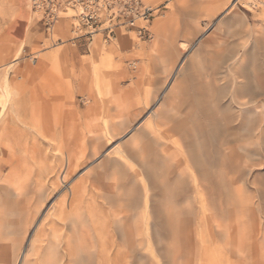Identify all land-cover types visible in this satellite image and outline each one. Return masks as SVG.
Listing matches in <instances>:
<instances>
[{
  "label": "rangeland",
  "instance_id": "1",
  "mask_svg": "<svg viewBox=\"0 0 264 264\" xmlns=\"http://www.w3.org/2000/svg\"><path fill=\"white\" fill-rule=\"evenodd\" d=\"M143 1L105 41L0 0V264H264V0Z\"/></svg>",
  "mask_w": 264,
  "mask_h": 264
},
{
  "label": "built area",
  "instance_id": "2",
  "mask_svg": "<svg viewBox=\"0 0 264 264\" xmlns=\"http://www.w3.org/2000/svg\"><path fill=\"white\" fill-rule=\"evenodd\" d=\"M29 4L47 33L52 32L62 14L72 10L69 18L76 36L101 34L109 41L122 28L139 39L150 38L148 25L154 9L143 0H29Z\"/></svg>",
  "mask_w": 264,
  "mask_h": 264
},
{
  "label": "bare ground",
  "instance_id": "3",
  "mask_svg": "<svg viewBox=\"0 0 264 264\" xmlns=\"http://www.w3.org/2000/svg\"><path fill=\"white\" fill-rule=\"evenodd\" d=\"M206 84L210 87V89L212 88V90H214V89H218L219 87L218 86H216L217 85V83L216 82H213V83H211V81L210 82H206ZM234 84V83H233ZM211 85H213V86H211ZM247 86V85H246ZM259 89H262V87H259V86H257ZM257 87H255V89H257ZM254 88H252V87H249V90L251 91L250 93H251V95H253V96H251L250 95V97L249 98H247L246 99V96L244 95V94H242V92H238V91H233L232 93H231V103H233V104H236L235 105V107L237 108V110H240L241 108H239L240 106H244V105H247L249 102H254L255 101V98H256V94H257V92H256V90H255ZM190 90V89H189ZM212 90H210L209 91V89H208V91H207V95H206V99L207 100H209L210 98L211 99H215L216 97H215V93L212 91ZM175 96V95H174ZM209 98V99H208ZM188 100H190V98L189 97H187V96H184L183 97V99L178 103V105H177V108H176V111L178 112V113H181L182 112V110H183V108H181V106L183 105V103H185V102H187ZM168 105V104H167ZM172 106V105H171ZM168 107V106H166V110L164 111V113H170L171 111H172V107ZM253 111L256 109V108H258V106H257V103L256 102H254L253 103ZM175 107H176V105H175ZM173 108H174V106H173ZM248 109V108H247ZM248 111H249V109H248ZM224 112V111H223ZM250 112V111H249ZM222 112H220V114H221ZM251 113V112H250ZM240 115L238 114V115H236L235 117H239ZM252 122V121H251ZM254 125V124H253ZM249 128L251 127L253 130H254V127L252 126V124L251 125H249L248 126ZM222 141H224L223 139H222ZM226 141V140H225ZM224 141V142H225ZM145 147V146H144ZM146 148V147H145ZM140 151L139 152H137L136 153V156L138 155L139 156V158H140V160H141V162H142V164H146V157H145V155H143L144 154V152H143V150L141 151V149H139ZM145 153H146V151H145ZM147 154V153H146ZM74 210H73V218L76 220L75 222H77V220L79 219L78 217H79V215H78V210H77V208H76V206H75V203H73V205L71 206ZM58 212L60 213V215H61V217L59 218V221L61 222V223H65V221H64V218H67L68 216H67V213H66V211H65V209H64V206H60L59 208H58ZM69 215V214H68ZM71 222H73L72 220H71ZM13 257L15 258V254L14 255H12V259H13ZM25 258V253L23 254H20V255H18L17 257H16V259H15V261H14V263L13 264H21L22 262H23V259Z\"/></svg>",
  "mask_w": 264,
  "mask_h": 264
},
{
  "label": "crops",
  "instance_id": "4",
  "mask_svg": "<svg viewBox=\"0 0 264 264\" xmlns=\"http://www.w3.org/2000/svg\"><path fill=\"white\" fill-rule=\"evenodd\" d=\"M56 26H57V25L55 24L54 27H53L54 32H56V31H55ZM95 35H100V36H102L101 34H95ZM101 38H102V37H101Z\"/></svg>",
  "mask_w": 264,
  "mask_h": 264
}]
</instances>
